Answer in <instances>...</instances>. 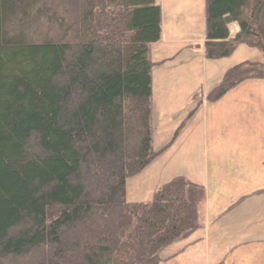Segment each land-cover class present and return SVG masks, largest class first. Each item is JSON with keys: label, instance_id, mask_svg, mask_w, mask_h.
<instances>
[{"label": "trees", "instance_id": "obj_1", "mask_svg": "<svg viewBox=\"0 0 264 264\" xmlns=\"http://www.w3.org/2000/svg\"><path fill=\"white\" fill-rule=\"evenodd\" d=\"M160 1L0 0V264L43 248L29 264H160L202 228L204 187L186 176L149 202L127 199L128 179L162 152L150 59ZM206 25L208 59L264 47V0H206ZM247 78L264 79V63L229 68L209 99Z\"/></svg>", "mask_w": 264, "mask_h": 264}, {"label": "rangeland", "instance_id": "obj_2", "mask_svg": "<svg viewBox=\"0 0 264 264\" xmlns=\"http://www.w3.org/2000/svg\"><path fill=\"white\" fill-rule=\"evenodd\" d=\"M179 2L175 9L173 0H161L163 37L150 55L162 62L152 68L153 147L179 139L128 179L127 199L149 202L184 175L204 187L202 228L166 246L160 264H264V79L247 78L220 100L209 99L229 68L264 63V47L242 44L228 57L207 60L206 0ZM231 27L235 34L238 26ZM194 55L201 56L187 63Z\"/></svg>", "mask_w": 264, "mask_h": 264}, {"label": "crops", "instance_id": "obj_3", "mask_svg": "<svg viewBox=\"0 0 264 264\" xmlns=\"http://www.w3.org/2000/svg\"><path fill=\"white\" fill-rule=\"evenodd\" d=\"M162 1H163V0H162ZM179 1H180V0H173V2H174L173 5H174V8H175V9L181 7ZM160 3H161V1H160ZM181 5H182V4H181ZM162 6L164 7V4H163V3H162ZM162 20H164V12L162 13ZM162 25H163V23H162ZM163 32H164V27H163ZM162 37H163V36H161L160 41L162 40ZM160 41H159V42H160ZM151 46H152V44H151ZM151 46H150V55H151ZM181 51H182V50H180L178 54H180ZM178 54H177V55H178ZM202 55H203V54H202ZM200 56H201V55H199L198 57H200ZM174 57H175V56H174ZM198 57H196V55H194L193 58H192L190 61H188L187 63H191V62H193V61H194L195 59H197ZM204 57H205L207 60H209V59L206 57V54H205V53H204ZM206 59H205V60H206ZM152 62L154 63V65H155V64H156V65L162 64V62H156V61H153V60H152ZM207 62H208V61H207ZM232 90H233V89H232ZM232 90H230V91H232ZM230 91H229V92H230ZM229 92H228V93H229ZM228 93H226V94H228ZM220 99H221V98H220ZM220 99H219V100H220ZM217 101H218V100H217ZM178 139H179V135H177V136H176L171 142H169L168 144H166L165 146H163V148H165V149H164L163 152H161V154H163V153L166 151V149H168L169 147L171 148V147L177 142ZM161 148H162V147H161ZM161 148H159V149H161ZM161 154H159V155L157 156V158H159V157L161 156ZM157 158H156V159H157ZM156 159H155V160H156ZM150 165H151V164H150ZM150 165H149V166H150ZM149 166H148V167H149ZM148 167H147V168H148ZM147 168H146V169H147ZM146 169H145V170H146ZM145 170H144V171H145ZM144 171H142L141 173H143ZM141 173H139V174H141ZM139 174H138V175H139ZM136 176H137V175H136ZM178 176H179V175H178ZM183 176H184V175H183ZM164 184H165V183H164ZM161 185H162V184H161ZM161 185H160V186H161ZM202 205H203V204H202Z\"/></svg>", "mask_w": 264, "mask_h": 264}, {"label": "water", "instance_id": "obj_4", "mask_svg": "<svg viewBox=\"0 0 264 264\" xmlns=\"http://www.w3.org/2000/svg\"><path fill=\"white\" fill-rule=\"evenodd\" d=\"M226 21H227V23H231V18L230 17H226Z\"/></svg>", "mask_w": 264, "mask_h": 264}, {"label": "bare ground", "instance_id": "obj_5", "mask_svg": "<svg viewBox=\"0 0 264 264\" xmlns=\"http://www.w3.org/2000/svg\"><path fill=\"white\" fill-rule=\"evenodd\" d=\"M164 149H165V148L162 147L161 149H157V150H162V151H164ZM133 177H134V176H133Z\"/></svg>", "mask_w": 264, "mask_h": 264}]
</instances>
